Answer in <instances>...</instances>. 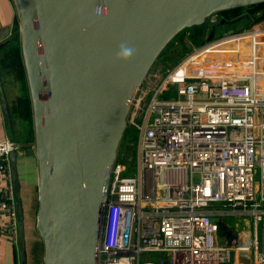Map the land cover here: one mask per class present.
Wrapping results in <instances>:
<instances>
[{"label": "built area", "instance_id": "built-area-1", "mask_svg": "<svg viewBox=\"0 0 264 264\" xmlns=\"http://www.w3.org/2000/svg\"><path fill=\"white\" fill-rule=\"evenodd\" d=\"M263 28L216 44L236 49ZM215 42L164 74L148 73L136 89L127 126L138 133L137 150L118 154L110 171L100 264H233L236 246L221 242L220 219L237 215L253 222L244 249L264 264V93L257 75L214 79L197 54ZM15 147L0 142V175L12 212L8 235L19 246Z\"/></svg>", "mask_w": 264, "mask_h": 264}, {"label": "water", "instance_id": "water-1", "mask_svg": "<svg viewBox=\"0 0 264 264\" xmlns=\"http://www.w3.org/2000/svg\"><path fill=\"white\" fill-rule=\"evenodd\" d=\"M260 1L14 0L34 112L44 264H100L110 171L132 97L164 46L202 23L210 39V16ZM0 92L6 102L1 74ZM11 159L16 182V150Z\"/></svg>", "mask_w": 264, "mask_h": 264}, {"label": "crops", "instance_id": "crops-1", "mask_svg": "<svg viewBox=\"0 0 264 264\" xmlns=\"http://www.w3.org/2000/svg\"><path fill=\"white\" fill-rule=\"evenodd\" d=\"M255 10L257 11L253 16L249 11L235 7L218 11L211 17L214 18L212 21H219L222 24V28L225 29V34H231L235 30L244 29L254 17L256 18H254L255 20H263L264 14L261 9L255 8ZM259 24L263 25L261 21ZM12 58L16 59V62L19 64H25L19 18L14 0H0V74L4 87L5 82H7L5 71L8 66V61H11ZM5 95L7 98V93ZM5 103L8 104V114L4 107ZM32 129L35 133V127L33 126L32 128L29 118L22 114L14 113L9 97L4 102L0 92V142L10 139L16 144L14 150L17 151L18 177L15 186L19 204V217L23 222L19 246H17L8 235L12 230V212L8 201L3 196V191L7 186V180L1 174L0 264H39L34 252L36 241L41 237L37 229L39 166L35 153V139L32 140L31 138ZM23 247H25V251ZM22 251L25 252L24 257L22 256Z\"/></svg>", "mask_w": 264, "mask_h": 264}, {"label": "rangeland", "instance_id": "rangeland-1", "mask_svg": "<svg viewBox=\"0 0 264 264\" xmlns=\"http://www.w3.org/2000/svg\"><path fill=\"white\" fill-rule=\"evenodd\" d=\"M241 9H245L249 11L251 15H255V8H260L262 13L264 14V1L253 2L249 4H242L240 6ZM235 8V7H234ZM211 20V25L209 31L212 29L215 34L210 39L201 38V41L198 38H193L191 35L194 33V25L190 27L183 28L180 30L174 37H172L169 42L164 46L156 60L154 61L152 67L149 70V76H152L154 73L164 74L167 70L173 68L178 63H180L187 55L191 54L195 50L201 48L202 46L216 41L215 45H207L203 51H200L198 55L199 61L203 62V66H207L208 72L214 75V79L219 80L221 76H228L233 79L239 80H248V76L250 75L249 70V46L245 45L250 42L252 37H256L258 40L262 38L261 45L257 48V52L260 54V64L261 69L255 75H252L259 78L258 81V90L264 93V28L261 31L253 32L251 34L245 35V42L242 46H239L236 49L224 48L220 46V44H216L217 41L223 36L229 35L225 34V29L222 28V24L219 21H212L211 16L209 17ZM255 18V17H254ZM252 19L251 22L247 24L244 29L235 30L236 33L249 31L255 25H258L259 22L264 25L263 20H255ZM205 24V23H202ZM199 25V24H196ZM233 28V26H232ZM246 29V30H245ZM235 32H231L232 34ZM263 34V35H262ZM262 35V36H261ZM209 51H205V50ZM220 49L221 51H215ZM254 50V49H253ZM256 50V47H255ZM206 52L209 54L204 61L201 58V55ZM211 54V55H210ZM257 53L254 51V56ZM252 58V57H251ZM25 65V64H24ZM198 69H200V65H197ZM178 77H182L183 73L178 72ZM5 87L4 91L7 93V99L9 97L10 103H12V107H15V103L21 95H25L29 93L31 99V118L30 123L32 128L34 126V112H33V104L30 92V85L28 81V75L26 72L23 74L18 71V63L16 59L12 58V60L8 61V66L5 71ZM147 79H145L146 82ZM175 93V92H174ZM238 130V128L234 129ZM35 139V133H33ZM137 140L138 133L136 130L132 131V135L128 137L127 140L122 141L119 147L118 154L126 153L128 155H135L137 150ZM35 141V140H34ZM257 180L260 179V171L256 172ZM221 229H220V239L223 243H230L236 246V252L233 259V264H259L255 259V254L252 251L247 252L244 249V243L248 238H251L254 234V224L251 220L244 218L242 215L237 216H226L225 218L220 219Z\"/></svg>", "mask_w": 264, "mask_h": 264}, {"label": "trees", "instance_id": "trees-1", "mask_svg": "<svg viewBox=\"0 0 264 264\" xmlns=\"http://www.w3.org/2000/svg\"><path fill=\"white\" fill-rule=\"evenodd\" d=\"M194 33H192V37L193 38H198L199 41H201V38L203 37L204 34V29H205V24H199V25H194ZM18 71L19 73L23 74L25 72V66L22 63H18ZM31 99L28 94L25 95H21V98H19V100H17V102L15 103V107H12V111L16 114H22L27 118H31ZM132 129L127 126L124 132V140H127L128 137H130L132 135ZM34 130H31V138L32 140L34 139ZM34 252H35V256L37 261L39 262V264H44V259H43V255H44V242L42 237H40L35 244V248H34Z\"/></svg>", "mask_w": 264, "mask_h": 264}, {"label": "bare ground", "instance_id": "bare-ground-1", "mask_svg": "<svg viewBox=\"0 0 264 264\" xmlns=\"http://www.w3.org/2000/svg\"><path fill=\"white\" fill-rule=\"evenodd\" d=\"M131 1L132 0H126L127 3H130ZM248 1H253V0H248ZM261 42H262V38H260L259 40L257 39V41H255V38H254V39L250 40L249 43H246L245 44V45H248L249 46V70H250V74H252V75H255L261 69L260 54L257 52V48L261 45ZM242 44H244V42L241 43L240 46H242ZM231 46H232V43L231 42H228V43H226L225 48H230ZM255 47H256V53H257L256 56H254V52H253L254 51L253 49H255ZM217 50L221 51L220 49H217ZM206 52H204L201 55V58H202L203 61L207 57H209V54H207Z\"/></svg>", "mask_w": 264, "mask_h": 264}, {"label": "clouds", "instance_id": "clouds-1", "mask_svg": "<svg viewBox=\"0 0 264 264\" xmlns=\"http://www.w3.org/2000/svg\"><path fill=\"white\" fill-rule=\"evenodd\" d=\"M121 55L125 58L129 57L131 55V50L130 49H124L121 53Z\"/></svg>", "mask_w": 264, "mask_h": 264}, {"label": "flooded vegetation", "instance_id": "flooded-vegetation-1", "mask_svg": "<svg viewBox=\"0 0 264 264\" xmlns=\"http://www.w3.org/2000/svg\"><path fill=\"white\" fill-rule=\"evenodd\" d=\"M124 132H125V131H124ZM124 139H125V137H124V134H123L122 139H121V141H120V143H119V146H118V152H119L120 144L122 143V141H124Z\"/></svg>", "mask_w": 264, "mask_h": 264}]
</instances>
